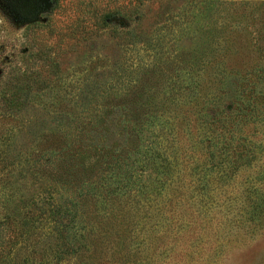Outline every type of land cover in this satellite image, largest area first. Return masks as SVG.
Returning a JSON list of instances; mask_svg holds the SVG:
<instances>
[{"label": "rangeland", "instance_id": "obj_1", "mask_svg": "<svg viewBox=\"0 0 264 264\" xmlns=\"http://www.w3.org/2000/svg\"><path fill=\"white\" fill-rule=\"evenodd\" d=\"M49 1L44 9L36 0H0V41L14 42L16 49L28 41L32 56L26 59L34 71L57 67V76L48 79L54 94L108 86L101 102L107 108L124 102L122 119L134 129L148 114L160 115L166 126L156 127L158 146L169 164L165 176L129 168L142 191L108 195L104 205L86 193V177L110 172L107 166L124 156L122 142L111 146L114 140L105 144L100 137L97 149L77 152L78 171L58 174L65 177L60 184L47 170L38 171L50 189L76 200L84 236L85 247L56 264H264V40L254 31L264 25V0H210L212 12L194 17L192 1L201 12L205 0L172 1L175 11L186 9L189 16H173L172 27L173 20L162 22L166 14L157 27L170 31L179 24L187 33L173 41L165 37L156 54L162 60L133 75L131 95L130 61L154 52L132 50L118 36L130 25V0ZM21 124L19 117H0V137ZM24 135V129L15 134L16 148ZM116 138L119 143L123 137ZM16 174L6 175L12 187L0 188V218L10 214L4 204L9 193L25 207L32 192L29 177ZM19 226L23 240L15 241L8 264H29L50 241L43 230Z\"/></svg>", "mask_w": 264, "mask_h": 264}, {"label": "trees", "instance_id": "obj_2", "mask_svg": "<svg viewBox=\"0 0 264 264\" xmlns=\"http://www.w3.org/2000/svg\"><path fill=\"white\" fill-rule=\"evenodd\" d=\"M172 1L175 2V0L129 1L126 9L130 25L124 31L120 33L118 31V36L127 40L132 50H150L154 54L150 53L144 60L136 57L130 61L126 81L128 87L136 78L133 75L137 71L146 70L155 62L162 60V57H157L156 54L161 53L165 37L173 41V36L179 38L187 33L185 29L178 30L179 24L176 30V27L172 28L176 24L173 20L175 16L179 19L180 16L182 18L187 14L186 9L183 8L175 11V8L171 7ZM187 1L190 3L192 0ZM146 3H156L158 5L156 12L151 11ZM210 5L212 1L205 0L199 12L198 8H194L196 1H192V8L196 14L191 16L194 17L200 13L209 14L212 12ZM115 12L118 13L119 10L107 12L102 18H109ZM166 14L167 17L163 18ZM148 18L152 21L143 26V21ZM162 18L163 24L173 20L170 31L168 26L166 28L157 27ZM209 18L205 16L204 20L209 21ZM180 22V24L183 23V21ZM254 31L264 40V25L258 23ZM21 45L24 46L22 49H16L14 42L11 43L7 39L0 41V117H19L22 122L16 132H12L15 130L11 129L0 137V188L5 192L6 189L3 188L13 186L12 182L10 184V181L5 179L6 175L11 176L16 171L19 179L29 177V183L33 185V189L27 197L25 207L15 199L13 192L8 191L9 194L4 198L5 209L9 210L11 206V211L10 214L6 213L0 218V264H8L13 255L15 241L18 238L23 240L21 237L23 232H20L19 223L21 226H30L31 230H43V235L49 237L50 240L47 249L45 248L46 250L42 252L34 251L35 257L28 263L56 264L65 256L72 255L85 247L82 241L84 236L79 224L76 200L60 194L53 188L50 189L41 181L42 175L39 176L38 171L45 175L48 172L49 177L58 178V181H54L60 184L59 180L65 177L58 174L78 171L77 152H89L92 147L97 149L100 145V137L105 144L114 140L111 146L122 142L120 151L125 152L124 156L119 162L107 166L110 172L97 175L96 179H92L91 175L86 177V181H89L86 193L97 196L104 205L108 195L128 194L132 190L142 191L141 185L132 180V171L145 173L151 168L153 173L160 176L168 174L169 164L163 153L159 151L158 137L160 135L156 133V127L163 130L166 125L164 120L159 121L160 115L148 114L138 123L136 129L129 126V121L122 119L126 108L124 102L111 103L108 108L101 102V99L105 98L103 96L107 95L105 89L108 86L78 89L77 91L66 89L64 91L63 89L58 94L52 93L48 79L49 75L57 76V67L51 69V72L48 71L47 74L34 71L30 64L32 60L26 59L27 56H32L31 45L26 40H23ZM262 50H264V41ZM42 53L44 52L39 51L40 56ZM46 56L47 54L42 57L43 60H46ZM19 57L23 66L18 65ZM115 82L119 83L116 79ZM134 87L135 84L132 89L128 88L131 91L130 95ZM172 90L173 87L169 89V91ZM56 105H58L57 109H53ZM133 109L136 110V107ZM42 110L44 111L40 113L39 111ZM22 129L25 131V140L20 142V148H16L17 142L14 136L18 130ZM143 132L148 135L142 139ZM138 136L139 139H137ZM116 137L123 138L117 143ZM41 143L46 147L40 148ZM143 146H145L144 150ZM11 147L14 153L9 157ZM142 162L145 164H141ZM129 168L134 170L128 171ZM54 169L56 172L53 173ZM147 176L149 173L146 174ZM137 181L140 182V180ZM22 210L23 214L20 218L19 212ZM2 232H6L8 236H3Z\"/></svg>", "mask_w": 264, "mask_h": 264}, {"label": "water", "instance_id": "obj_3", "mask_svg": "<svg viewBox=\"0 0 264 264\" xmlns=\"http://www.w3.org/2000/svg\"><path fill=\"white\" fill-rule=\"evenodd\" d=\"M36 1L41 2L44 9L48 8L49 5H50V1L49 0H36Z\"/></svg>", "mask_w": 264, "mask_h": 264}]
</instances>
